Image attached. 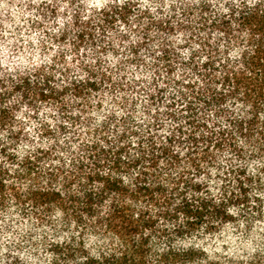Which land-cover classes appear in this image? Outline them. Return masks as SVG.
Segmentation results:
<instances>
[{
    "label": "trees",
    "instance_id": "16d2710c",
    "mask_svg": "<svg viewBox=\"0 0 264 264\" xmlns=\"http://www.w3.org/2000/svg\"><path fill=\"white\" fill-rule=\"evenodd\" d=\"M4 233L0 264H264V0H0Z\"/></svg>",
    "mask_w": 264,
    "mask_h": 264
},
{
    "label": "rangeland",
    "instance_id": "374dc122",
    "mask_svg": "<svg viewBox=\"0 0 264 264\" xmlns=\"http://www.w3.org/2000/svg\"><path fill=\"white\" fill-rule=\"evenodd\" d=\"M13 240V236H11L10 234H2V236L0 237V251L3 252L2 247L3 245H6L7 243L11 242ZM23 250H25V248H22Z\"/></svg>",
    "mask_w": 264,
    "mask_h": 264
}]
</instances>
